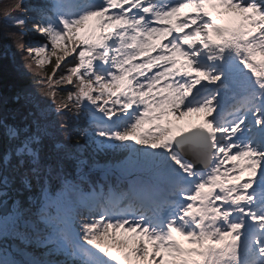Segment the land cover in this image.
<instances>
[{"label":"snow or ice","instance_id":"1","mask_svg":"<svg viewBox=\"0 0 264 264\" xmlns=\"http://www.w3.org/2000/svg\"><path fill=\"white\" fill-rule=\"evenodd\" d=\"M0 31L31 81L0 264H264V0H16Z\"/></svg>","mask_w":264,"mask_h":264},{"label":"trees","instance_id":"2","mask_svg":"<svg viewBox=\"0 0 264 264\" xmlns=\"http://www.w3.org/2000/svg\"><path fill=\"white\" fill-rule=\"evenodd\" d=\"M16 2V0H0V15L1 17L5 12H8L11 6ZM26 3L35 2V0H25ZM9 31H17L7 25ZM32 36L27 37L28 40H32L35 34L30 33ZM10 41L6 39L3 32L0 31V53L7 52V58L0 59V92H3L10 100L13 91L16 87L20 85L30 84L31 81L27 78H21L19 73L16 71V67L20 65L19 53L16 52L15 48L8 49L5 46L9 45ZM15 56V62L13 63L12 57ZM11 107V104H9Z\"/></svg>","mask_w":264,"mask_h":264},{"label":"rangeland","instance_id":"3","mask_svg":"<svg viewBox=\"0 0 264 264\" xmlns=\"http://www.w3.org/2000/svg\"><path fill=\"white\" fill-rule=\"evenodd\" d=\"M0 17H1V15H0ZM29 36H32V35L29 33Z\"/></svg>","mask_w":264,"mask_h":264}]
</instances>
